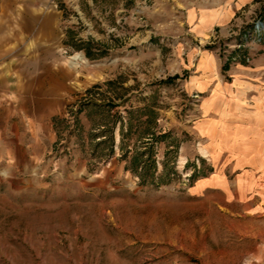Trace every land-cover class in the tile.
<instances>
[{"label":"rangeland","instance_id":"374dc122","mask_svg":"<svg viewBox=\"0 0 264 264\" xmlns=\"http://www.w3.org/2000/svg\"><path fill=\"white\" fill-rule=\"evenodd\" d=\"M31 2L63 12L77 97L58 168L0 181V264H264L206 127L218 87L264 75V0Z\"/></svg>","mask_w":264,"mask_h":264},{"label":"crops","instance_id":"0c3cea01","mask_svg":"<svg viewBox=\"0 0 264 264\" xmlns=\"http://www.w3.org/2000/svg\"><path fill=\"white\" fill-rule=\"evenodd\" d=\"M21 1L0 0V181L10 188L27 187L58 168L56 119L77 97V76L65 64L62 48L63 12ZM261 74L236 79L239 86L218 87L211 105L216 118L206 125L233 161L230 187L254 214L264 213Z\"/></svg>","mask_w":264,"mask_h":264}]
</instances>
